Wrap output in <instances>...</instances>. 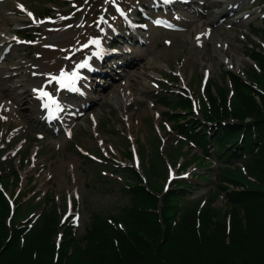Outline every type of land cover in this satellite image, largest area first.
Instances as JSON below:
<instances>
[{
    "label": "rangeland",
    "instance_id": "1",
    "mask_svg": "<svg viewBox=\"0 0 264 264\" xmlns=\"http://www.w3.org/2000/svg\"><path fill=\"white\" fill-rule=\"evenodd\" d=\"M163 1L120 0L133 26L129 32H145L143 41L135 45L133 40L132 54L109 60L100 73L86 76L82 83L90 94L82 96L61 87V73L72 62L88 69L89 59L107 49L109 38L125 27L113 15L116 1L0 0V183L6 195L16 194V201L30 197L19 221L54 202L61 218L67 212L80 238L92 215L106 219L122 214L129 203L123 187L126 181L134 183L131 168L139 170L143 185L160 197L180 182L196 186L197 191L191 189L194 192L179 201L182 210H202L209 202L218 213L231 210L222 194H214L218 164L201 157L166 114L178 112L179 119L199 121L211 94L226 89L228 99L233 98L228 73L243 80L253 69L259 73L249 55L253 47L264 50L263 34L251 32L263 25L264 0H184L191 5L178 8ZM142 6L147 8L140 10ZM47 8L53 12L43 13ZM32 11L36 16L24 19ZM5 34L14 41L5 42ZM219 51L233 67L218 58ZM13 68L15 75L9 77ZM36 88L61 103V120L48 123L37 112ZM98 92L105 97L96 98ZM181 96L190 100L191 112L175 107ZM227 169L228 176L256 187L239 162ZM204 175L208 180L199 182ZM71 201L73 209L68 208ZM59 230L66 232L62 226Z\"/></svg>",
    "mask_w": 264,
    "mask_h": 264
},
{
    "label": "trees",
    "instance_id": "2",
    "mask_svg": "<svg viewBox=\"0 0 264 264\" xmlns=\"http://www.w3.org/2000/svg\"><path fill=\"white\" fill-rule=\"evenodd\" d=\"M254 32L264 39V28ZM249 57L259 73L253 69L246 80L228 73L233 98L228 99L226 89L211 94L202 120L166 114L186 141L218 163L214 194H222L231 210L218 213L210 202L202 210H182L179 201L191 189L198 190L196 186L180 182L160 197L131 168L134 183L127 181L123 187L129 203L122 214L106 219L92 215L80 238L73 226L64 225L57 247L55 237L62 226L57 204L52 202L30 226L31 219L19 221L21 199L12 208L0 188V264H264V50L253 47ZM175 107L192 110L182 96ZM235 162H242L256 187L227 175Z\"/></svg>",
    "mask_w": 264,
    "mask_h": 264
},
{
    "label": "bare ground",
    "instance_id": "3",
    "mask_svg": "<svg viewBox=\"0 0 264 264\" xmlns=\"http://www.w3.org/2000/svg\"><path fill=\"white\" fill-rule=\"evenodd\" d=\"M17 4H19V3H17ZM24 19H28V17L26 16V17H24ZM20 20L21 19H17V18H13V21L15 22V23H17V24H19L20 23ZM2 38L4 39V40H11L10 39V37L8 36V34H5V36H2ZM141 39V38H140ZM138 41V40H137ZM142 41V40H141ZM224 50V49H223ZM138 53V52H137ZM139 54V53H138ZM217 56H218V58L219 59H225V62L227 63V64H230V66H232L233 67V64H232V61H230V60H228V58H225L224 57V55H222V53H221V51H219L218 53H217ZM224 57V58H223ZM228 60V61H227ZM74 64H75V62H72L71 63V67H73L74 66ZM15 68H13V69H11V71H10V73H9V77H13V75H15ZM65 71H66V73H72V71H71V68L69 67V68H67V69H65ZM85 75H86V72H85ZM71 76V75H70ZM68 77V76H67ZM72 77V76H71ZM72 80L74 81V86H77L80 82L79 81H77L76 80V78L74 77V78H72ZM78 87V86H77ZM78 88H83V86H80V87H78ZM34 94H38V96L35 98V99H37V100H40L41 99V95H40V93L39 92H36V91H34ZM122 94V96L120 97L121 98V100L120 101H122V99L124 98V96H125V94L124 93H121ZM95 97L96 98H100V97H105L104 95H100L99 94V92L95 95ZM34 98V97H33ZM34 99V100H35ZM123 104H124V100H123ZM5 105H8V103H5ZM46 109H49V110H51V111H55L54 109V107H51L50 105L48 106V107H45V108H43V110H46ZM41 111V110H40ZM40 111H37V112H40ZM54 113H57L56 111L54 112ZM47 119H52L53 117H46ZM59 168H62L61 166H59L58 167V169H57V171H59L60 169Z\"/></svg>",
    "mask_w": 264,
    "mask_h": 264
},
{
    "label": "snow or ice",
    "instance_id": "4",
    "mask_svg": "<svg viewBox=\"0 0 264 264\" xmlns=\"http://www.w3.org/2000/svg\"><path fill=\"white\" fill-rule=\"evenodd\" d=\"M167 2H168V0H165V3H167ZM22 10H23V7H22ZM28 15L32 16V14L30 12L28 13ZM75 76H76V74L73 73L72 78H74ZM72 78L67 77L65 73H61V78L59 80V83H61V85L63 86L65 80H71ZM53 79H55V78H53ZM41 96L47 98L51 102V104H56V101L52 100L51 96L47 92H41ZM48 106H49L48 104L45 105V107H48Z\"/></svg>",
    "mask_w": 264,
    "mask_h": 264
}]
</instances>
